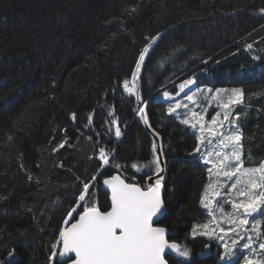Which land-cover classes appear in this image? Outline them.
Segmentation results:
<instances>
[{"label": "trees", "instance_id": "1", "mask_svg": "<svg viewBox=\"0 0 264 264\" xmlns=\"http://www.w3.org/2000/svg\"><path fill=\"white\" fill-rule=\"evenodd\" d=\"M134 5L137 12L129 14L126 9ZM261 8L264 0H0V197H7L0 200V264H62L59 256L49 261L51 245L83 183L94 184L86 202L101 211L111 207L106 177L121 173L146 186L149 170L143 164L151 159L153 140L139 119L138 101L118 83L131 79L144 38L160 34L138 83L167 161V214L159 225L173 234L171 242L190 250V264H221V253L214 255L220 241L191 235L194 223L208 219L198 202L208 182L206 166L199 153L188 154L198 133L167 109L179 101L210 119L211 111L224 113L218 101L226 102L232 89L242 90L243 102L231 112L240 114L245 166L264 159ZM186 79L196 83L178 94ZM197 86L204 89L198 108L184 98ZM216 89L226 91L214 100ZM165 91L177 96L165 99ZM100 105L114 112L119 138L115 125L106 131L108 117ZM90 112L91 130L84 127ZM6 134L16 137L14 145ZM100 148L108 155L106 166ZM210 244L212 254L201 259ZM168 260L187 264L177 256Z\"/></svg>", "mask_w": 264, "mask_h": 264}, {"label": "snow or ice", "instance_id": "2", "mask_svg": "<svg viewBox=\"0 0 264 264\" xmlns=\"http://www.w3.org/2000/svg\"><path fill=\"white\" fill-rule=\"evenodd\" d=\"M138 8L139 5H134L126 11L131 14L137 12ZM260 12L264 14V8ZM120 19L122 21L123 17ZM122 31L126 32L127 28ZM144 39L145 44L133 61L134 71L129 73L131 79L124 78L122 84L118 83L123 93L135 97L138 102L141 100L137 87V81L141 78L139 73L159 35H149ZM247 48L251 49L252 45H247ZM195 83L194 79H186L179 88L183 91ZM189 91L191 94L185 92L184 98L191 105L199 107L197 95L204 89L197 86L196 91ZM207 91L212 92L213 89ZM224 91L217 89L212 99H217ZM169 95L167 91L163 93L165 99ZM243 99L242 90L232 89L226 102L218 101L225 109L222 118L214 115L207 119L206 113L179 101L173 102L167 109L169 115L175 113L181 116L179 122L198 133L192 152L188 154L199 153L200 161L206 166L208 182L203 185L198 202L208 219L206 222L194 223L191 235L193 238L201 236L220 241L223 248V254L219 256L221 264H264V159L254 166H245L243 134L237 123L240 114L233 116L231 112V107L242 104ZM100 108L106 111L108 117L104 120L109 126L106 131L111 132L115 125L114 134L119 138L122 133L114 112L105 105H100ZM181 108L185 109L183 114L178 112ZM136 111L147 123L144 108L137 107ZM77 118L76 113L71 114L73 121ZM92 125L93 113L90 112L84 117V127L91 130ZM96 135L99 138L101 133L97 132ZM5 139L9 145L15 144L14 135L6 134ZM88 139L91 140L92 136L89 135ZM164 157L163 147L154 141L151 159L143 164L149 170L145 179L150 181L145 187L126 182L119 175L104 179L103 184L111 191L110 210L101 211L95 203L86 202V197L90 201V189L94 184L83 183L76 193L74 206L66 213L63 220L65 227L60 229L59 239L51 245L49 261L59 256L67 257L70 264H169L166 250H170V253L182 258V262L190 264V250L180 244L170 243L165 239L167 229L154 226V218L155 223H158L166 211L162 196L166 185L161 175L167 167ZM99 158L103 165L109 164L104 148L99 149ZM132 167L139 170L137 164H132ZM91 179L95 181L97 178L93 176ZM5 199L7 197H0V200ZM226 206L230 210H226ZM69 220L75 222L67 226ZM228 239L230 243L226 242ZM64 264H68V261Z\"/></svg>", "mask_w": 264, "mask_h": 264}, {"label": "water", "instance_id": "3", "mask_svg": "<svg viewBox=\"0 0 264 264\" xmlns=\"http://www.w3.org/2000/svg\"><path fill=\"white\" fill-rule=\"evenodd\" d=\"M162 36H163V34H160V35H159V39L156 40V42H155V44L152 46V49L150 50V52L156 47V45L158 44V42L160 41V39L162 38ZM147 57H148V56H146V60H147ZM146 60H145V63H146ZM145 63H144V65H145ZM144 65L142 66L141 71H142ZM140 75H141V72L139 73V76H140ZM137 87H138V81H137ZM138 91H139V94H140L139 87H138ZM140 97H141V94H140ZM142 104H143V103H142V101L140 100V101L138 102V106L140 107V106H142ZM144 115L146 116L147 123H145V120H144V119H141V114H139V119H140V121H141V123H142L144 129H145L146 132L151 136L153 142L155 141L158 145H160V146L163 147L162 139H161L160 135H159L156 131H154V130L152 129V127L150 126V123H149V121H148V118H147V115H146L145 111H144ZM113 175H119V176H121L119 173H114V174H112V176H113ZM161 175H163L164 178H165V180H166V178H167V167H166V171H165L164 173H161ZM109 177H110V176H109ZM109 177H106V178H109ZM106 178H105V179H106ZM121 178H123V177L121 176ZM123 179H124V178H123ZM125 181H126V180H125ZM126 182H127V181H126ZM164 182H165V181H164ZM147 183H150V181H147ZM103 187H104V189L108 192V194H109V199H110V203H111V191H110V189H108L107 186H105L104 184H103ZM141 187H142V186H141ZM162 196H164V190L162 191ZM165 207H166V205H165ZM109 210H110V209H109ZM166 214H167V208H166V211H165L164 215L161 216V217L159 218V222H158V223H155V218H154V226H158V224L162 221V219L164 218V216H165ZM77 219H78V218H77ZM74 222H75V221H74ZM70 225H71V223H70L68 226H70ZM158 227H160V226H158ZM172 236H173V234H171V232L167 229L165 239L168 240L170 243H175V242H171V241H170V238H171ZM211 249H212V247H211V245H210V246L207 248L206 252L203 253V254L201 255V259H203V258L209 256V255L211 254V253H210ZM169 253H170V250H166V254H168V256H175V253H170V254H169ZM72 255L74 256V254H72ZM65 261H68V264H70V260H68L67 257H63V258L60 257V262H61L62 264H64Z\"/></svg>", "mask_w": 264, "mask_h": 264}, {"label": "rangeland", "instance_id": "4", "mask_svg": "<svg viewBox=\"0 0 264 264\" xmlns=\"http://www.w3.org/2000/svg\"><path fill=\"white\" fill-rule=\"evenodd\" d=\"M191 86H192V85H190L188 88H190ZM188 88H185L183 91H181V90L179 89L178 94H182V93H183L185 90H187ZM200 88L202 89L203 86H201ZM216 90H217V89H216ZM224 93H225V92H222V93H221V96L224 95ZM215 95H216V94H215ZM175 96H177V95L169 96V98H173V97H175ZM143 102H144V100H142V103H143ZM197 104H198V103H197ZM142 105H143L142 107L144 108V111H146V109H147L146 105H145V106H144V104H142ZM198 105H199V107H201L200 104H198ZM197 108H198V107H197ZM209 108L211 109V107H209ZM182 109H183V108H181V109H179V110L182 111ZM224 111H225V109H224ZM210 115H211V116H210V119H211L212 116H214V115H219L221 118H222V116H223V114H221V111H220V110H218V113H213V114H212V111H211V112H210ZM105 166H106V165H105ZM105 166H104V167H105ZM123 177H124L126 180H128V177H126L125 175H123ZM128 181H129V182H136L137 184H139V183H138L137 181H135V180H134V181H130V180H128ZM90 190H91V189H90ZM77 210H78V209H77ZM73 222H74L73 220H69V224H70V223H73ZM69 224H68V225H69ZM68 225H67V226H68ZM241 243H243V241H241ZM221 253L223 254V248H222Z\"/></svg>", "mask_w": 264, "mask_h": 264}, {"label": "bare ground", "instance_id": "5", "mask_svg": "<svg viewBox=\"0 0 264 264\" xmlns=\"http://www.w3.org/2000/svg\"><path fill=\"white\" fill-rule=\"evenodd\" d=\"M138 83H139V80H138ZM139 87V86H138ZM139 90H140V88H139ZM140 94H141V92H140ZM143 99H142V95H141V101H142ZM147 118H148V116H147ZM148 121H149V119H148ZM149 123H150V121H149ZM150 126H151V124H150ZM152 127V126H151ZM153 129V128H152ZM154 130V129H153Z\"/></svg>", "mask_w": 264, "mask_h": 264}, {"label": "flooded vegetation", "instance_id": "6", "mask_svg": "<svg viewBox=\"0 0 264 264\" xmlns=\"http://www.w3.org/2000/svg\"><path fill=\"white\" fill-rule=\"evenodd\" d=\"M159 224H160V223H159ZM159 224H158V226H160ZM219 254H220V253H219Z\"/></svg>", "mask_w": 264, "mask_h": 264}]
</instances>
